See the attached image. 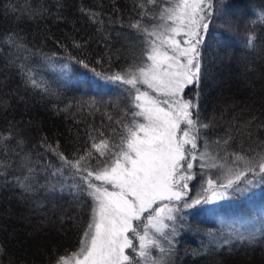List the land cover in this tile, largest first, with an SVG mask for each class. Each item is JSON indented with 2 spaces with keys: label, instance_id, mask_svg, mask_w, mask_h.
Returning a JSON list of instances; mask_svg holds the SVG:
<instances>
[{
  "label": "trees",
  "instance_id": "16d2710c",
  "mask_svg": "<svg viewBox=\"0 0 264 264\" xmlns=\"http://www.w3.org/2000/svg\"><path fill=\"white\" fill-rule=\"evenodd\" d=\"M166 3L159 0L160 6ZM140 4L146 0H0V164L11 165L7 180L0 177V264H54L57 255L80 245L93 200L70 187L66 166L65 175H51L61 161L46 145L72 157L103 132L114 146L131 119V103L128 93L102 87L103 79L66 57L83 59L102 76L138 62L145 37L130 25L140 19ZM213 4L200 48L201 81L184 95L195 98L198 92L199 118L209 125L198 142L216 157L226 155L216 141L231 135L227 150L240 151L251 143L247 121H264V0H228L226 9L223 0ZM146 7L153 16L159 10ZM82 8L98 13V22ZM153 22L150 16L141 21ZM9 34L18 35L20 48L11 45ZM29 76L41 87L32 86ZM9 134L13 139L3 141ZM259 136L264 139V132ZM107 158L85 163L101 167ZM29 163L36 169V191L30 194L15 184L28 175ZM198 208L179 224L175 264H264V236L216 247L229 231H264V185L208 211ZM248 223L257 227L246 228Z\"/></svg>",
  "mask_w": 264,
  "mask_h": 264
},
{
  "label": "snow or ice",
  "instance_id": "6c2138e0",
  "mask_svg": "<svg viewBox=\"0 0 264 264\" xmlns=\"http://www.w3.org/2000/svg\"><path fill=\"white\" fill-rule=\"evenodd\" d=\"M146 5L156 6L157 14L151 15ZM138 7L140 19L130 25L145 37L138 62L122 72L102 76L83 59L70 53L66 57L105 83L128 86L131 108L126 115L131 119L123 125L124 134L114 146L104 138L103 132L99 133L98 142L90 136V147L83 152L77 149L72 157L46 145L61 161L51 175H65L66 166L73 181L70 187L93 200L91 217L79 248L57 255L54 264H175V245L183 219L177 213L243 196L252 188L264 185V139L259 136L264 132V121L257 117H251L245 125L251 141L246 148L242 146L240 151L229 152L227 146L234 137L228 135L227 139L216 141L217 145L225 146L226 155L217 153L213 157L206 148L199 150L202 130L209 125L199 118L198 92L194 93L195 98L185 97L184 93L190 86L198 88L201 81L200 48L214 11L213 0H170L163 6L159 0H146V4ZM222 7H228V0H223ZM81 11L93 23L98 22V13L83 8ZM145 16L154 22L142 25ZM261 17L264 18V12ZM8 39L13 47H21L17 34H9ZM253 39L249 38V46ZM74 44L76 48L82 47L79 42ZM29 83L41 87L31 76ZM12 139L10 134L3 137V141ZM93 149L99 157H108L101 167L85 163L89 158L99 159ZM217 157L230 160L234 167L225 169L223 163L215 162ZM195 161H199L200 169H217L227 174L224 179L204 180L203 171H194ZM9 167V164H0V177L7 180L5 170ZM35 171L29 163L28 175L16 178V186L24 193L36 191L32 183ZM197 176L201 178L198 181L201 191L194 198L189 197L190 182L196 181ZM50 190L56 191L55 185ZM262 236L261 229L254 232L237 229L229 231L223 243L216 247L223 248L234 242L251 244Z\"/></svg>",
  "mask_w": 264,
  "mask_h": 264
},
{
  "label": "rangeland",
  "instance_id": "374dc122",
  "mask_svg": "<svg viewBox=\"0 0 264 264\" xmlns=\"http://www.w3.org/2000/svg\"><path fill=\"white\" fill-rule=\"evenodd\" d=\"M167 1V3H169L170 2V0H166ZM183 37H178V39H182ZM68 79V78H67ZM68 80H70V79H68ZM72 80V79H71ZM99 82L101 83V86L102 87H104V88H114V89H118V90H121V91H124V92H126V93H128L127 92V87L128 86H123V87H121V86H119V82H116L115 84H110V83H105V81L104 80H99ZM96 84V83H95ZM141 87H143V86H141ZM152 95H155V93H152ZM160 99H164V97H159ZM166 107V106H165ZM181 127L183 128V127H185V125H181ZM198 144H199V142H198ZM199 146H200V148H199V150L200 151H204L205 149H204V147H203V145H202V143H200L199 144ZM190 147V146H189ZM211 154V153H210ZM212 155V154H211ZM213 156V155H212ZM214 157V156H213ZM215 162L217 163V164H221V163H223L224 165H225V169L227 168V167H234L231 163H225V162H218L217 160H215ZM198 164H199V161H195L194 162V165H196V167H194V171H197V172H200V171H203L204 173H205V175H204V177H203V179L204 180H206L207 178H209V177H213V178H219V179H224L225 178V176H226V171H224L223 173H220V172H218V170L217 169H211V168H204V169H200L199 167H198ZM250 175V174H249ZM200 176H197V180L196 181H192V182H190V190L188 191V193H187V195L189 196V197H195V195L198 193V192H200L201 191V188H200V183L198 182V181H200ZM95 183H97V184H101L102 182H100V181H95ZM110 187V186H109ZM228 200H230V199H226V200H223V201H220V202H224V201H228ZM220 202H216V203H214V204H211V205H208V206H204V207H199L198 208V210H201V208H204L203 210H205V211H208V208L209 207H211V206H216L218 203H220ZM194 209H197V207L196 208H194ZM194 209H191V210H183L181 213H177V215L178 216H182L183 218L184 217H194L193 216V211H194ZM198 211H196L195 213H197ZM148 215V213H145V216H147ZM241 224V223H240ZM242 225V224H241ZM240 225V226H241ZM239 226V225H238ZM246 227V226H245ZM249 227V229L250 228H252L251 230H253L254 228H256L257 227V224H250V223H248L247 224V227L246 228H248ZM129 235H131V234H129ZM134 243H138L137 241H134ZM80 246V245H79ZM79 246H78V248H79ZM77 248V249H78ZM76 249V250H77ZM155 255H159V253H154Z\"/></svg>",
  "mask_w": 264,
  "mask_h": 264
}]
</instances>
